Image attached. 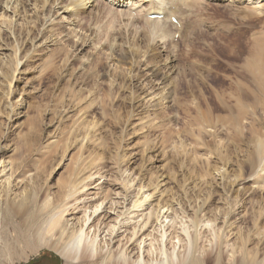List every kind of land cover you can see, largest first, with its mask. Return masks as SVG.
<instances>
[{"label":"rangeland","instance_id":"374dc122","mask_svg":"<svg viewBox=\"0 0 264 264\" xmlns=\"http://www.w3.org/2000/svg\"><path fill=\"white\" fill-rule=\"evenodd\" d=\"M208 1V5L213 6V3L214 7H210L207 14L214 15L215 9H220L221 17L224 14L227 16L206 24L202 18L201 26L204 31L214 33L213 30L219 29V25L224 23L221 20L233 18L234 13L228 15L225 12L229 9L227 1ZM103 2L108 4L107 0H103L100 7ZM69 3L70 0L62 2L65 6ZM206 4L204 6L208 8ZM218 6L219 9L216 8ZM220 10L217 12L220 13ZM93 11V8L81 11L78 17L83 15L81 19L84 23L74 26L77 30L73 27L83 36L87 46L82 53H76L75 39H70L68 44L62 42L61 36L66 33L63 26L69 21L66 20V23L56 25L55 30L49 31L48 27L43 26L48 16L41 15L35 27H21L22 30L17 34L21 53L17 57L13 50L18 44L13 36L10 37V31L2 33L0 37V161L19 171L17 175L19 174L20 181L27 182L34 178L35 184L42 188L36 205L24 207L22 211L15 210V215L9 217L6 223L3 222L0 233V264H68L46 246H37L34 242L24 246L27 242L25 234L28 230L27 223L43 214L46 196L56 200L60 186L70 180L72 172L85 168V175L100 173L107 176H96L93 179L92 194L108 190L105 192L106 196L119 193L123 198L127 195H123V190L128 187L130 195L125 200L132 204L140 188L146 186L142 191H148L152 197L146 205L148 210L144 211V215L152 208L155 214L160 206L166 205L177 209L178 223H189L190 219H195L199 231L195 254L202 261L215 264L216 257L219 256L222 264H264V149L260 148L264 145V94L259 97H256L258 94L254 95L256 101L252 98L254 89L246 94L247 90L242 85L244 79L248 86L252 84L249 74H244L242 70L248 56L242 53L241 45L219 42V48L216 46L211 52L204 47L207 46L205 42L201 44L194 41L198 39L200 27L188 24L183 40L180 31L175 34L174 39L171 36V42L164 43V46L153 41L152 35H147L150 27L142 22L138 26L141 37L132 34L130 37L126 35L121 22H118L120 19L114 22L113 27L107 23L109 20L106 22V18L98 19V13L94 14ZM198 14L200 17V13ZM59 15L69 16L62 11ZM75 17L72 14L68 20L74 21L77 19ZM240 19L237 24L228 25L236 28V31L240 27L245 32L247 41L264 32V24H256L255 28L249 26L250 23L255 25L254 23ZM117 23L119 24L116 25ZM112 30L115 39L122 34L119 42L123 48L126 46L124 49L131 48V41L141 44L139 57L145 58L142 62L146 63L143 65L145 78H141L143 71L136 72L134 82L132 73L127 71L121 75L127 79L126 82L130 79L127 83L122 84V79L116 78L119 67L124 66L125 70L129 65L125 62L123 65L119 60L122 56L111 54L116 50L114 40L108 36ZM27 32L30 34L28 37ZM133 37L137 40H131ZM188 37L192 38L188 40ZM34 38L38 39L37 44L34 41L31 43ZM56 39L59 42L62 39L64 45L56 42ZM40 40L43 43H39ZM191 40L195 43L194 49H206L202 51L206 59L193 55L196 52L191 50L192 45L188 47ZM239 40L240 43L244 41ZM95 51L102 52L98 55ZM214 53L217 55H213ZM109 55L113 58H109ZM114 57L118 60L117 63ZM191 60L197 65L193 66ZM109 63H115V67L110 69ZM148 64L151 65L149 68ZM201 65L204 69L200 71L198 66ZM183 67L186 74L180 69ZM152 68L161 70L162 77L166 76L169 80L170 84H166L170 88H163L164 85L160 86L156 81L159 78L155 80L147 74ZM243 76L246 78L243 79ZM138 77L140 78L137 79ZM175 79L177 81L173 82ZM163 89L169 93L167 99L159 104V97L165 94ZM154 95L157 98H153ZM243 95L250 98L242 99ZM238 98L242 99L238 101L241 108L236 103ZM132 192L134 195H131ZM229 213V224L232 223V227L225 230L223 219ZM137 214L139 217L127 227L131 232L136 225L142 224V212ZM14 229L20 235L16 246H22L16 253L7 245L8 242L3 241L5 232H9V242L16 240ZM152 230L150 228L148 232H153ZM141 241L139 239L134 245L120 248L115 245L110 253H106L105 248L102 252L105 254L101 253L100 257L80 264H138L140 257H145L150 264H154L152 261L155 258L147 254V247L144 248L147 249L146 252L143 250L140 254ZM169 246L171 245L168 244L167 248L171 250Z\"/></svg>","mask_w":264,"mask_h":264},{"label":"bare ground","instance_id":"6f19581e","mask_svg":"<svg viewBox=\"0 0 264 264\" xmlns=\"http://www.w3.org/2000/svg\"><path fill=\"white\" fill-rule=\"evenodd\" d=\"M31 1L32 0H0V37L2 36V33H4V32L6 33V31H10V34H9L10 37L13 36L15 41L18 44V46H16L13 50L14 55L16 57L21 53L20 41H18L20 38L17 35L22 30L21 27H23V29H24V27L29 28V29L33 26L35 27L36 21L40 18L41 15L46 16V17L48 16L47 21L45 24H43V26L48 27L49 31L50 30L53 31V29H54V27H56V25L59 26L63 22H65L66 20L69 21V22H67L68 24H66V26H63L64 28H66V33L63 35V37L61 36V38L63 39L62 42L66 44L70 39H75V46H74L75 51H76V53L77 52L82 53L83 50H85L87 46H86L85 42L83 41V38H82L83 36H80V34H78L79 32L78 33L76 32V30H77L76 25L83 22V19H81V18L84 16L82 15L81 18H79L78 16L81 13V11H85L86 9L88 11V8H90V9L93 8L94 14L98 13V19L106 18L107 19L106 22L108 20L110 21V22L109 21L107 22L108 24L110 23L113 25L114 22H117L116 20L120 19L121 21H118V22H121L122 25L121 24L120 25L122 26L126 35H128L130 37H131V34L140 36L141 30H139L138 26L141 24L140 22L144 23V25L150 27V31L147 30L149 32V33L147 32V35L148 34H149V36L152 35L151 38L153 41H157L158 44H162L164 46H165L164 43L171 42V39H170L171 36H173V39H174L175 34L180 33V31H181L180 36L183 40L184 36H186L185 34H187L185 32L187 30V29H185V27H188L187 26L188 24H191L193 26L196 25V26H198L197 28L200 27L201 30L199 29L200 32L198 35V39H195L194 41L195 42L199 41L200 43L205 42L207 46H204V47L208 48L210 51L213 50L216 46L219 48V45H218L219 42L226 43V44L227 43L228 44H240L241 48H243L242 53L243 54L246 53L248 56V59H246L245 63H244V65L246 64L245 68H244V66H242V68H243L242 70H243L244 74H247V75L249 74V76L251 78L252 86H248V84L245 83L246 82V79H244V78H246L245 76L242 77L245 80V82L240 81V83L244 82V83H242V85L246 88L247 93L246 92L245 93L247 95H248L249 90L254 89L255 94H253L252 98H254L255 101H256V97H259V95L264 94V32L263 33L261 32L259 35L257 34V36H255V37L252 36L253 39L248 40L249 46H247L248 41L245 38V35H244L245 32L243 30H241L240 27H239V31H236V28H234V27L232 28L231 25H228V24H237V21H239L240 18H242V20L244 18L245 19L244 21H246L247 23L252 22L255 24V25H252L250 23L251 25L249 24V26H251V27H253V26L255 27L256 24H260V23L264 24V0H246V1L245 0H219L220 2H225V1L228 2V4H229L228 8L229 9L227 8L228 10L227 11L225 10V12L228 13V15L229 14L231 15V13H234V14H233V18H231L229 20H226V21L221 20L222 23L224 22L223 24H221L220 22H215L216 24L218 23V25L219 24H221V25H219V29L213 30L214 33H212L211 30H210L211 32H209V33L208 32L206 33L204 31V27L201 26L202 18L204 19V23L206 24V23H209L210 21L214 22V21H216V19H218L220 21L219 18H225L227 16H225V14H224V15H222L224 17H221V10L219 9V6L216 8H218L220 10V13L217 12L219 10L214 8L215 9L214 15L213 14L212 15L207 14L206 13L207 10L210 7H214L213 3H212L213 6L208 5V4H210L208 0H107L108 4L103 2V6H101V7H100V5L102 4L103 0L102 1H100V0H70V3L67 4L66 6L62 4L63 0H33L32 3H30ZM34 1H36V2L34 3ZM37 1H39L41 3L38 4ZM210 1H215V0H210ZM205 4L208 5V8L204 6ZM228 4H227V6H228ZM28 5H29V10H27ZM116 8H122V10L118 11ZM124 8H127V9L124 10ZM196 9H197V12H194ZM61 11L65 14L69 15L70 17H72V14H73V17L77 16V17H75L77 19H74V21H72V20H68L70 18L69 16L65 17V15H64V17H61L59 15V13ZM198 13H200V17H198V15H199ZM117 14H119V16H117ZM135 14H136V16H135ZM161 15L163 16L162 20L151 19V17H153V16H161ZM239 16H241V17H239ZM42 18H44V17H42ZM228 18H229V16H228ZM172 19H176L177 24H174L172 22ZM247 20H249V21H247ZM240 21H241V19H240ZM244 21H243V24L245 23ZM240 23H242V22H240ZM118 24L119 23H117L116 25H118ZM238 25L240 26L241 24H238ZM74 26H76V27H74ZM243 26H245V24ZM249 26H248V28H249ZM73 27L76 28V30ZM108 27H109V25H108ZM113 27H114V25H113ZM118 27H120V26H118ZM149 27H148V29H149ZM212 27H214V26H212ZM11 28H13L14 30L12 31ZM197 28H195V29H197ZM241 28H242V26H241ZM252 29H254V28H252ZM38 32H39V29H38ZM81 32H83V31H81ZM130 32H132V33H130ZM142 32H143V30H142ZM218 32H220L221 34H219ZM49 33H51V32H49ZM61 33L63 34L64 32H61ZM106 33H108V31ZM59 34L60 33H58V35ZM86 34H87V32H86ZM112 34L114 35L113 30L111 31L110 35H108V36L110 37V39L114 40V41L113 40L112 41L115 42L114 44H116V46H115L116 50H114L111 54L113 56H116V57L122 56L121 59H119V60L123 63V65H124V62L129 65V68L125 69V70L123 69L124 66H122L120 63L119 64L123 68H120L119 66L116 65L117 68L119 67V70L117 72L119 75L116 78H121L123 80V81L121 80L122 84H125L128 81H130V79H128V81L126 82L127 79L121 76L126 71L130 74L132 73V81L133 82L135 81L134 77L137 76V73L139 71L144 72V75L141 76V78H145L146 75H145V70L143 69V67H144L143 65L146 63L142 64V62H144L143 59L145 60V58L143 57V59H141V57H139V55L141 54L140 53L141 48L139 46H141V44L136 42V41H133V42L131 41V40H135L136 37H133L131 40H129L132 43L131 48L124 49L126 46L123 48V46L121 45L122 43L119 42L122 40V38H121L122 34H119L118 39H115V36H113ZM191 34H192V32H191ZM29 35L30 34L27 32L26 36L28 37ZM117 36H118V34H117ZM58 37L60 38V36H58ZM192 37H188V40ZM36 39L35 38L32 39L31 43H33V41H34L35 44H37L38 39L37 40ZM62 39H60V42ZM168 39H170V40L167 41ZM239 39L244 40V41H242L240 43ZM57 40L58 39H56V42H59V40L58 41ZM210 40H211V43H210ZM194 41L192 42V40H191L190 45L188 44V47L192 45L191 50L193 49V52H196L195 53L196 55L195 54H193V55L195 57H197V55H198V57L200 59H203L204 56L202 54L203 53L202 51H204L206 49H204L202 51L201 50L198 51V49H194L193 48V46L195 44ZM41 42L42 41L40 40L39 43H41ZM246 43H247V45H246ZM69 44H71V43H69ZM123 44H124V42H123ZM125 44H127V43H125ZM73 45H74V43H73ZM203 45H205V44L203 43ZM111 47H113V46H111ZM160 48H162V47L160 46ZM199 49H200V47H199ZM97 51H98V49H97ZM97 51H95V52H97ZM101 52L102 51H100L99 53H101ZM104 52L105 51H103V53ZM119 52H121L120 55H119ZM72 53H73V51H72ZM99 53H98V55H99ZM182 53H184V52H182ZM193 55L191 53V56H193ZM213 55H215V53ZM110 56L111 55H109L108 57L113 58V56H111V57ZM93 59H94V57H93ZM114 59H115V57H114ZM196 60H194V61H196ZM90 61L91 60H89V62ZM115 61L117 63L118 60L115 59ZM209 61L211 62V60H209ZM85 62H87L86 59H85ZM107 62H109V61L107 60ZM191 62H192V60H191ZM16 63H18V62H16ZM112 63H113V60H112L111 64ZM111 64L109 63V67H110V69L111 68L113 69V67H115V63L113 65H111ZM194 64L195 63H193V66H194ZM96 65L98 66L99 62ZM148 65H149L148 66V68H149L151 65L150 64H148ZM195 65H197V64H195ZM202 65L198 66L200 71L204 69L202 67ZM208 65H209V63H208ZM89 66H88V68H89ZM94 66H95V63H94ZM97 66H95V67H97ZM95 67H94V69H95ZM184 67H183V69L182 68H180V69L182 71L184 70L185 74H186V70L184 69ZM125 68H126V66H125ZM116 69H114L115 73H116ZM209 69H210V67H209ZM194 70L195 69L193 68V72H194ZM199 70H198V72H200ZM111 71H113V70H111ZM184 71H183V73H184ZM190 71H192V69ZM95 72H97V71H95ZM203 72H205V71H203ZM13 73H15V72H13ZM115 73H114V75H115ZM130 74H128V75H130ZM147 74H149V76L151 75L152 79H155V78L158 79L159 78L158 80H156V79L155 80L158 81L160 86L164 85L163 88H165L167 86L166 83L169 80L166 79V76L162 77L160 69L152 68V69L148 70ZM202 74H204V73H201V75ZM205 74H207V72ZM125 75H126V73H125ZM175 76H177V75H175ZM239 76H241V75H239ZM125 77H127V76H125ZM130 78H131V76H130ZM139 78L140 77H138L137 79H139ZM173 79H174V76H173ZM178 79H179V77H178ZM118 81H119V79H118ZM170 81L172 82V80H170ZM176 81L177 80L175 79V81H173V82H176ZM169 84H168V86H169ZM240 85H239V87L242 86V85L241 86ZM168 86H167V88H170ZM171 90L174 91V89H172V88H171ZM155 92H154V94H155ZM164 92L166 95L163 94V96H162V94H161L162 97H159L160 98L159 102H158L159 104H161V102H164L167 99V94L169 92L167 93L165 90L163 91V93ZM256 94H258V95H256ZM254 95H256V97ZM156 96L154 95L153 98H155ZM241 98L242 99H244V98L249 99L250 97L243 95V97H241ZM242 99H239L236 102L238 105V108H241V107H239V105L241 106V104L240 103L238 104V101L240 102ZM254 105H256V104H254ZM202 114H203V112H202ZM253 114H255V113H253ZM198 116H200V114ZM209 116H208V118H210ZM239 117H241V116H239ZM263 117H264V115H263ZM208 118H206V119H208ZM242 119H244V117L241 118V120ZM198 120H199V118H198ZM237 124H239V123H237ZM191 133H193V132H191ZM260 148L264 149V145H261ZM2 162L0 161V233L3 229V222L6 223V220L9 217L14 216L15 210H17V209L21 210L24 207H27L29 205H36L38 203L40 196H41V193H42V188H39V186L37 184H35L34 178H31L27 182L25 180H22L25 182L24 183V182L20 181L18 178L19 174L17 175V173L19 171H16L15 169H13L11 165L7 166V164L5 165V162H3V163ZM263 162H264V160H263ZM263 162L261 164H263ZM8 169H9V171H8ZM263 169H264V167H263ZM85 170H86V168L85 169H78L75 172H72L71 177L69 178L70 180L68 182H66V184H63L60 186L59 195L56 198V200L50 199L48 196H46V198L43 202V212L41 210V212L43 214L38 215V217L35 216L36 217L35 219H31L30 222L27 223L28 224V230L25 234V238L27 239V242H25L24 246H28L30 243H33V242L37 246L39 244H41L43 246L50 248L52 251H54L56 254H58L63 260L68 262V264H80L82 261H85L88 259L94 260L95 258L100 257L101 253L105 250V248H106V253H107V251H108V253H110L109 251L114 249L115 245H117L119 248L121 246H128L129 244L134 245V243L136 241H138L139 239H142V241L139 244L140 254L142 253L144 248L147 247L148 250L145 249V250H147V254L153 255V258H155V260L153 259L154 261H152V263H154V264H208V262L206 263L207 260L202 261L201 259L197 258L196 254H195L196 253V250H195L196 249V240H197V235L199 232L198 231V225H197V222L195 219H190L189 223L188 222L186 223V221H182V223L181 222L178 223L176 220V217H177L176 210L177 209L174 210L173 208H170L169 206L167 207L166 205L160 206L156 210L155 214H154L155 211L153 212V208H152L148 214L144 215V211L148 210V208H146V205L148 204L149 199L152 197L151 193H147L148 191H146V192L142 191L145 189L146 186L140 188L141 190L139 191V194H138V196L140 195V197L138 198V196H134V198H136V199H135V201L132 202V204H130L129 200H125V197L127 198V196L130 195L128 187L127 188L125 187L123 190V195L127 194L126 196H123V198H121V195L119 193H117V194L112 193L110 196H106L105 192H107L108 190L105 192L103 191L102 193L92 194L91 193V189H92L91 187L93 186L92 185L93 179L96 176H99L100 178L107 177V176L101 175L100 173L85 175L86 174ZM31 182H33V183L30 184ZM34 184L36 185L37 188L34 186ZM131 195H134V193L132 192ZM138 212H142V215H140V217H142V220H141L142 224L136 225L131 232L127 227L129 225H131L132 221H134L137 217H139V214H137ZM174 212H175V214H174ZM183 212H185V211H183ZM178 214H179V212H178ZM229 215H230V213L227 215L228 217L223 219V223H224V225H226L225 230L230 229V226L232 224V223L229 224V219H230ZM153 217L155 220L153 219ZM34 221H35V224H32V223H34ZM208 222H210V221H208ZM177 223L180 225L178 226ZM211 224H212V222H211ZM227 225H229V226H227ZM175 226L180 227V229L177 230ZM150 228H153V230H152L153 232H151V231L148 232ZM14 230L16 233V240L14 242H9V240H8V238L10 237L9 232H7V233L5 232L4 233L5 237L3 238V241L8 242L7 245L9 247H11L12 250L16 253L18 248H20L22 246H16V242H19V240H20V235L18 234L16 229H14ZM102 236H103V238H101ZM121 236H122L123 240H121L122 239V238H120ZM218 240L220 242L221 237H219ZM219 242H218V245H219ZM242 242L244 243V239H242ZM168 244L171 245V246H169L172 248L171 250H168V248H167ZM243 247L245 248L244 244H243ZM243 253L246 254L245 251ZM102 254H105V253H102ZM140 258L141 259L137 260L138 264H150V262H148L145 259V257H140ZM253 260L255 261L254 258H253ZM215 264H222L221 258L219 256L216 257V263Z\"/></svg>","mask_w":264,"mask_h":264}]
</instances>
